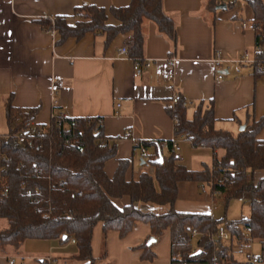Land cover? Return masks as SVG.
I'll return each mask as SVG.
<instances>
[{
	"label": "crops",
	"instance_id": "obj_1",
	"mask_svg": "<svg viewBox=\"0 0 264 264\" xmlns=\"http://www.w3.org/2000/svg\"><path fill=\"white\" fill-rule=\"evenodd\" d=\"M208 1L161 0L163 12L174 21L175 42L145 20L142 58L151 66L135 72L131 60L117 57V52L131 43V33L116 36L108 45L104 35L93 34L59 44L60 35L48 33L41 24V20L69 18L84 4L107 10L124 8L130 0H0V136L9 132L5 117L8 102L17 109H36L32 126L48 124L53 113L68 118H99L104 137L115 140L117 148L116 157L104 165L106 176L112 179L122 160L129 162L125 180L137 181L143 173L152 174L154 168L133 151V143H167L175 137L169 115L174 91L183 98L188 119L199 106L208 108L211 104L216 129L234 135L247 123L264 118V73L255 78L249 64L235 73L232 64L244 51L253 58V12L247 0H214V10L207 9ZM108 22L115 24L112 18ZM217 53L223 60L220 69L213 62ZM171 57L176 60L173 80H164ZM217 72L222 74L221 79H217ZM257 139H264V127ZM179 140L177 153L189 170L204 166L198 169L190 155L209 164L223 155L220 150L195 148L189 141ZM147 151L152 154L154 147ZM167 155L163 150L162 156ZM263 178L264 171L255 173L256 180ZM113 202L123 208L130 199ZM213 205L208 186L178 184L175 211L214 217ZM140 207L151 211L149 206ZM7 227L8 222L0 220V231ZM149 239V226L138 223L125 238L110 231L104 241L102 225L97 224L91 240L94 264H170L169 232L152 244ZM28 243H32L28 247L45 250L38 257L39 264L44 260L47 264H90L69 263L77 251L71 242L61 245L58 241L37 240L25 241L20 247L0 245V264H7L9 257L25 264L22 250ZM146 243L152 245L156 255L153 262L140 259L142 250L138 248ZM239 262L247 261L243 258Z\"/></svg>",
	"mask_w": 264,
	"mask_h": 264
},
{
	"label": "trees",
	"instance_id": "obj_2",
	"mask_svg": "<svg viewBox=\"0 0 264 264\" xmlns=\"http://www.w3.org/2000/svg\"><path fill=\"white\" fill-rule=\"evenodd\" d=\"M247 3L253 12L255 46L262 49L264 0ZM206 7L214 10L215 1H208ZM109 18L115 24H110ZM145 20L175 42L174 21L163 12L161 0H130L124 8L107 10L84 4L76 7L69 18L41 20V24L44 30L60 35L59 44L93 34L104 35L108 45L116 36L131 33L128 57L141 62ZM260 66L264 68L263 49L252 64L255 78L264 73L259 72ZM35 115L36 109L21 110L10 102L6 104L8 135H22L25 141L0 136V220L8 222V227L0 231V245L20 247L28 240L67 244L74 240L77 251L69 263L94 264L91 240L97 224L102 225L105 241L110 231L125 238L138 223H144L155 240L169 232L170 264H249L237 261L233 249L248 247L253 241L259 242V256L264 259V178L255 179L257 171H264V139H257L264 118L247 123L243 131L234 135L216 129L211 104L208 108L199 106L188 119L184 100L179 97L174 112L175 137L189 141L195 148L220 150L223 155L214 158L212 167L204 165L195 171L183 165L169 142L147 143L146 150L154 147L146 161L153 166V173L126 181L128 161L118 162L112 179L104 172L105 163L116 157L117 148L115 140L104 137L97 118L58 117L48 124L24 129ZM164 145L166 157L162 156ZM159 156L162 164L155 163ZM182 182L208 186L213 204L219 199L225 209L232 200L247 203L248 217L232 221L175 211L178 184ZM123 197H128L130 203L118 208L113 200ZM140 206H149L151 211ZM220 227L229 234V240L216 239ZM192 232L197 234L194 239ZM138 249L142 250V261L155 260L152 245L146 243Z\"/></svg>",
	"mask_w": 264,
	"mask_h": 264
},
{
	"label": "built area",
	"instance_id": "obj_3",
	"mask_svg": "<svg viewBox=\"0 0 264 264\" xmlns=\"http://www.w3.org/2000/svg\"><path fill=\"white\" fill-rule=\"evenodd\" d=\"M48 33H52L50 31H47ZM128 48H129V44H125L118 52H117V57L118 58H125V59H129L133 62V70L135 72L140 71L141 69H148L151 66L150 61L148 60H142L141 62L137 61V60H132L128 57ZM262 52V49L258 46H255L254 48V55L253 58H251V55L249 52L244 51L241 55V57L238 60H234L232 61V64L234 65V71L235 73L239 72V68L242 65H252L254 64L255 60H256V56L259 55ZM175 58L171 57L168 59L167 65H168V71L167 73H165L163 75V79L164 80H173V73H174V67H175ZM214 65L220 69V67L223 64V60L220 57V54L217 53L215 59L213 60ZM264 68L262 66L259 67V72H263ZM222 78V74L220 72H217V79H221ZM179 100V95L174 91L172 94V98H171V107H170V112H171V118L173 120V123L176 122V117L174 116V112H175V106L177 104ZM185 105V103H184ZM66 118L65 116L61 115V114H51V120L56 119V118ZM98 121V125H102V121L101 119L97 118ZM29 127H33L31 125V122L29 124H26L25 128H29ZM125 136H128V133H125ZM6 140L14 138L15 140H17L19 143H23L25 141L24 136L22 135H6L4 137ZM179 139H177L176 137L172 138L169 143L171 144V148L177 152L178 151V143H179ZM68 145V143H67ZM103 144L99 145V147H102ZM163 150H167V145H164ZM133 151L137 152L140 154L141 160L143 161H148L149 159V155L147 150L145 149L143 143L141 142H134L133 143ZM217 170H219V168H217ZM6 193V191H5ZM27 195L30 196L31 192L28 191ZM215 195H219L218 192H215ZM197 236V234L195 232L191 233V238L194 239ZM229 234L225 231V229L223 227H220L218 229V234L216 236V239H221L223 241H227L229 240ZM71 243L75 244L74 240H71ZM236 251L233 249V253H235ZM246 261L249 264H264V259H262L259 255L255 256V255H249L247 256ZM7 264H23V263H19L18 259L16 257H9L7 258Z\"/></svg>",
	"mask_w": 264,
	"mask_h": 264
},
{
	"label": "rangeland",
	"instance_id": "obj_4",
	"mask_svg": "<svg viewBox=\"0 0 264 264\" xmlns=\"http://www.w3.org/2000/svg\"><path fill=\"white\" fill-rule=\"evenodd\" d=\"M177 155L182 158V156L179 153H177ZM189 159H191L190 161H192L193 163H196V167L198 169L200 168L201 164L208 165V167H212V163L209 164L210 161H207L209 163L203 161L199 162L198 159L194 158V156L192 155L189 156ZM193 163H191V165H193ZM213 208H214L213 216L216 219H222L225 217L228 220H240L249 215L248 204L240 200H232L225 209L223 202L219 201V199H216ZM29 242H35V241H29ZM29 244L32 243H28L27 247L24 250H22L24 256V262L25 264H39L37 262L39 260L38 257L40 256V253L45 250L38 249L37 247H33L31 245L30 247H28ZM61 245H67V244H61ZM234 250L236 252L238 251L237 253H234V258L238 261H242L243 258L247 259V256L249 255L258 256L260 254V246L257 241H253L252 243H250L248 247L242 248L235 246Z\"/></svg>",
	"mask_w": 264,
	"mask_h": 264
},
{
	"label": "water",
	"instance_id": "obj_5",
	"mask_svg": "<svg viewBox=\"0 0 264 264\" xmlns=\"http://www.w3.org/2000/svg\"><path fill=\"white\" fill-rule=\"evenodd\" d=\"M244 130V126H242L241 128H240V131H243ZM162 162H163V158H162V156H159L158 158H157V160L155 161V163L156 164H162ZM66 238L65 237H63V240H65ZM155 242V240L153 239V238H150L149 239V244H152V243H154ZM199 253V252H198Z\"/></svg>",
	"mask_w": 264,
	"mask_h": 264
}]
</instances>
